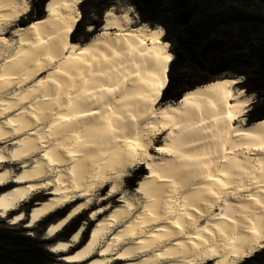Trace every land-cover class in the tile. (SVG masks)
Masks as SVG:
<instances>
[{
    "label": "bare ground",
    "instance_id": "1",
    "mask_svg": "<svg viewBox=\"0 0 264 264\" xmlns=\"http://www.w3.org/2000/svg\"><path fill=\"white\" fill-rule=\"evenodd\" d=\"M85 1L48 0L21 26L30 0H0V217L43 192L11 222L32 229L72 203L51 240L89 211L86 245V223L54 242L61 264H238L264 249V118L245 123L256 102L240 78L162 104L164 31L109 8L97 34L72 41ZM136 167L134 195L122 185Z\"/></svg>",
    "mask_w": 264,
    "mask_h": 264
},
{
    "label": "rangeland",
    "instance_id": "2",
    "mask_svg": "<svg viewBox=\"0 0 264 264\" xmlns=\"http://www.w3.org/2000/svg\"><path fill=\"white\" fill-rule=\"evenodd\" d=\"M196 1H198V4L193 6V8H189L190 12L187 15H185V17H183V19H182V22L186 25L185 27H176L173 29L171 28L169 31V34H166V32L164 31L165 36H164L163 40L168 42L167 44L169 45V51L172 54L173 58H174V45L177 42V38L182 36V34L188 30L189 26L194 25L195 24L194 22H197L201 17H205L211 13H221V14L226 15L230 11H238V12L250 15V16H255V17L264 19V0H196ZM34 4H35V0H30V10L32 12H30L31 13V14H29L30 16L28 15L27 21H23L20 24L21 26H23V25L26 26V25H28V23L30 21L37 19V18H35L36 9L33 6ZM109 8H112L117 12H121L125 9H130L131 14H132V18L134 21L132 23V25L144 24L140 20V17L137 14V12L133 8H131V3L129 0H86L79 7V11H80V14L82 17V21L79 23L77 30L75 31V33L73 35L74 40H77L80 43H82V42L87 41L93 34L94 35L97 34L100 31L101 25L103 23V14ZM88 26L92 27V32H88V28H89ZM148 27L152 29V28H156V27H160V26H158V25L149 26L148 25ZM231 30H232V28H227L226 26L218 28V30L215 32L216 33L215 35L217 38L211 43L212 44V45H210L211 49L216 50L217 53H219V52L225 53L226 56L229 53V51H231L232 49H234V51H238V50L239 51H245L248 49L250 43L253 44V43L257 42V39L260 38L261 36H263V34H264V26L259 25V24L256 26H253L251 28L242 30V31L238 30L237 27L234 28L233 31H231ZM235 30H236V32H235ZM237 32H238V34L236 35ZM233 35H236V37H234ZM232 37H234V39H233L234 41L233 40L230 41ZM212 54H213L212 52L210 53V55L207 54L205 56V59H207V61L210 60V58L213 57V56H211ZM208 62L206 64L210 63V62L209 63ZM211 62L214 63V62H216V60L213 59V60H211ZM172 65H171V67H172ZM236 72H238L242 76L235 75ZM170 74L172 76L171 78H175L176 75L188 76L189 79L195 83V85L193 86V89L196 88L197 86L206 84L212 80L221 79L220 77H222V78L223 77L240 78L239 79L240 85L237 87V89L238 90L241 89L244 92L247 89L246 79L250 75V69H248L245 65H242V66L240 65L239 67H236L234 73L223 72L220 76L211 77V76H208L207 73H203L201 71H198L197 68L194 67V65L191 61L188 62L187 59H184L182 57L181 63L173 65V67L171 68V72L168 73V77ZM244 94L245 95H251L253 102H256V103H253V105L250 108V112L247 114V116L245 118V123L248 124V123H250L249 116L252 113H255L262 105H264V74H261L260 80L254 86L249 88V91L247 89V92H244ZM160 141H161L160 137H158L156 143H159ZM16 166H17V167H15L16 169H19V170L21 169L20 165H16ZM143 172H147V171L145 169H140L139 167H136V169L135 168L131 169L129 171L130 177H126L123 179L122 188L126 192L129 191L128 193H132V194L136 195L134 193L135 188L134 189L129 188V184H130L129 178L138 179V181L134 184L135 186H137L139 184L140 180L144 177V175H142ZM107 189H108V187L105 188L106 192L104 191L100 195H99V193H96L95 200L98 199V197L103 195V194L107 195L108 191H109V190L107 191ZM46 193H50V192L47 191ZM37 196H35L33 198L34 201L32 199L31 202H28V204L22 203V205L23 204L24 205L22 206L21 209L23 210V212L25 214L29 213L30 209H32V207H33L34 202H42L43 200L46 201L45 199H47V195H45L43 192H40L39 194H37ZM114 198H116V197H114ZM119 200H121L120 197H118L116 199V202ZM71 204L72 203H69V204L64 206L65 208L62 207L61 209L51 213V214H55V215L51 218L49 217V219H48V217H45V219H42L32 229H25L24 228L27 225L26 223L23 224L26 221V219L23 222L19 223L18 225H12L11 224L12 221L10 220V218H7V220H5L4 218L0 217V232H5L7 234L14 235V236L17 235L20 237L29 238L28 240H31V242H33L36 246L42 248L43 250H45L47 252V255L45 256V264H61V263H63V261H62L63 258H61V254H59L60 255V259H59L58 256H55L50 251L49 246L57 240H59L61 242H65L67 239H70L69 236H70V231L72 229V226H74V224H77L78 228H81L84 225V223H86L87 225H86V228L84 231V236L82 237V239H83L82 243L84 245H86L88 240H89V237L91 235L90 233L92 232V230L96 226L95 225L96 222L91 220V217H90L91 214L88 213L89 211H86L85 213H83V215L81 214V215L77 216L76 218H74L72 220V222L61 233H58V235L51 237L50 239L53 238L54 241H50L51 243H49L48 242L49 239H47L48 233L46 231L49 224L57 223V221H59L63 217L66 218L68 216L69 212H71L73 210L74 206ZM30 216L31 215L25 216V218L28 217V219H30ZM59 216H62V217H59ZM78 228H77V230H78ZM73 234H71V235H73ZM56 246H58V245L56 244L54 247H56ZM263 250L264 249H262V250L259 249L258 251L253 253L250 257L255 255L256 253H259V252L261 253ZM75 253H78V252L71 250L69 255L73 254V256H74ZM64 256H65V254H64ZM73 256H70V257H73ZM62 257H63V254H62ZM250 257H247V258H250ZM244 260L245 259H242L241 262H238V264L239 263L241 264ZM203 264H212V263L205 262ZM247 264H264V254L262 253L259 258H257L256 260H253V261H249Z\"/></svg>",
    "mask_w": 264,
    "mask_h": 264
},
{
    "label": "trees",
    "instance_id": "3",
    "mask_svg": "<svg viewBox=\"0 0 264 264\" xmlns=\"http://www.w3.org/2000/svg\"><path fill=\"white\" fill-rule=\"evenodd\" d=\"M47 1L48 0H35V4L33 5L36 9L35 18L38 19L45 15L43 11ZM129 1L131 3V8L137 12L140 20L144 23L141 25L147 24V27L148 25H158L160 27L152 29L149 27L148 28L150 30L164 29L163 31H165L166 34H169L171 28L185 27L186 25L182 22L183 17H185V15L190 12L189 8H193V6L198 4V1L196 0ZM81 21L82 17L80 18L79 23ZM194 23V25L189 26L188 30L184 32L182 36L177 38L176 45L178 51L174 52V62L172 61L171 65L173 63H181V59L183 57L184 59H187L188 62L191 61L198 71L207 73L208 76L211 77L220 76L223 72L234 73L236 67L245 65L248 69H250V75L246 79V85L249 91V88L254 86L260 80V75L264 74V34L257 39V42L253 44L250 43L247 50L234 51V49H232L229 51L227 56L225 53H217L216 50H212L210 45H212L211 43L217 38L215 32L220 27L226 26L227 28H232L231 31L237 27L238 30L242 31L258 24L264 26V19L250 16L238 11H230L226 15L221 13H211L205 17H201L197 22ZM78 25L75 27L74 33L77 30ZM74 33L72 34L71 40L77 41L73 38ZM237 34L238 32L236 35ZM236 35L233 36L236 37ZM92 36H94V34ZM234 37H232L230 41H232ZM164 42L168 43L166 41ZM211 52L213 53L211 55L213 57L208 60L210 62L209 63L207 59H205V56L207 54L210 55ZM213 59L216 60V62L212 63L211 60ZM206 61L209 64H206ZM171 65L167 71L168 82L166 90L163 92L164 94H162V104L167 102H177L181 99L182 94L187 91L180 90L177 87L184 75H176L175 78L168 77V73L171 72V68L173 67V65L172 67ZM235 75L242 76L238 72H236ZM220 78L236 79L229 77ZM193 86L190 89H193ZM247 89L245 92H247ZM256 112L261 113L260 119L262 120V118H264V105H262ZM145 173L146 172H143L142 175H145ZM137 181L138 179L129 178V188L134 189V184ZM77 228V224L72 226L70 236L77 230ZM28 239L29 238L0 232V264H45V256L47 255V252L36 246L33 242H31V240ZM262 253L264 254V250L261 253H256L252 257L245 259L241 264H247L249 261L256 260Z\"/></svg>",
    "mask_w": 264,
    "mask_h": 264
},
{
    "label": "flooded vegetation",
    "instance_id": "4",
    "mask_svg": "<svg viewBox=\"0 0 264 264\" xmlns=\"http://www.w3.org/2000/svg\"><path fill=\"white\" fill-rule=\"evenodd\" d=\"M177 45L175 44L174 45V52H177ZM169 77H172L171 74ZM195 83L189 79L188 76H183L181 78V82L177 85L178 89L180 90H189ZM191 90V89H190ZM261 117V113L260 112H255V113H252L250 116H249V121L251 122H257L258 119H260ZM261 120V119H260ZM259 121V120H258Z\"/></svg>",
    "mask_w": 264,
    "mask_h": 264
},
{
    "label": "snow or ice",
    "instance_id": "5",
    "mask_svg": "<svg viewBox=\"0 0 264 264\" xmlns=\"http://www.w3.org/2000/svg\"><path fill=\"white\" fill-rule=\"evenodd\" d=\"M169 59H170V57H169ZM229 119H235V117H232L231 116V114H229ZM158 151H161V152H163V151H167V149H164V148H159V149H157Z\"/></svg>",
    "mask_w": 264,
    "mask_h": 264
}]
</instances>
